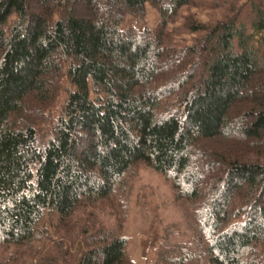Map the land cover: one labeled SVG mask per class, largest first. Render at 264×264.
Segmentation results:
<instances>
[{
	"label": "trees",
	"instance_id": "1",
	"mask_svg": "<svg viewBox=\"0 0 264 264\" xmlns=\"http://www.w3.org/2000/svg\"><path fill=\"white\" fill-rule=\"evenodd\" d=\"M146 2L158 27L122 29ZM194 3L0 0V245L31 241L46 211L67 220L107 200L144 163L198 219L196 251L175 247L162 264H264V14L249 31L234 20L191 25L202 44L173 53L164 31ZM62 73L74 88L38 147L27 118L55 96ZM235 136L241 146L193 155ZM93 244L77 264H132L124 237Z\"/></svg>",
	"mask_w": 264,
	"mask_h": 264
},
{
	"label": "rangeland",
	"instance_id": "2",
	"mask_svg": "<svg viewBox=\"0 0 264 264\" xmlns=\"http://www.w3.org/2000/svg\"><path fill=\"white\" fill-rule=\"evenodd\" d=\"M256 11L264 14V0H195L167 25L163 38L166 48L173 53L186 52L191 47L197 50L205 34L192 32L189 27L194 24L211 28L234 20L249 31ZM159 21L157 11L146 2L145 15L140 18L126 16L121 28L154 30ZM73 88L62 73L55 96L39 106L38 115H32L31 120L27 118L36 132L38 147L45 146L51 138L53 125L62 115ZM166 103L173 104V97ZM239 139L235 136L206 141L193 149V155L200 152L211 156L217 152L221 154L224 147L241 146ZM256 152L250 149L245 157L255 161ZM258 152H263L258 156L263 160L264 150ZM197 227L196 210L190 201L178 200L170 180L144 163H137L107 200L85 203L67 220L60 219L52 211L44 212L31 241L22 246L0 245V264H77L80 255L94 247L93 239L98 241L103 236L124 237L125 253L132 264H162V252L168 253L175 247L196 251Z\"/></svg>",
	"mask_w": 264,
	"mask_h": 264
}]
</instances>
